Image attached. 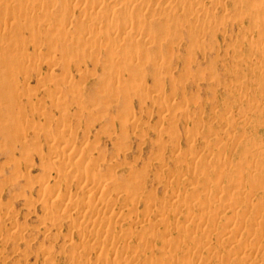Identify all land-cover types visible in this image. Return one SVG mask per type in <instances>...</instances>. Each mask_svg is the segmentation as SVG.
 I'll return each instance as SVG.
<instances>
[{
    "label": "rangeland",
    "instance_id": "374dc122",
    "mask_svg": "<svg viewBox=\"0 0 264 264\" xmlns=\"http://www.w3.org/2000/svg\"><path fill=\"white\" fill-rule=\"evenodd\" d=\"M105 1L90 29L98 0L0 7V264H264V0H199L201 13L133 0L128 15L124 0ZM24 5L31 22L17 18ZM124 25L137 28L120 40ZM66 144L80 153L62 156ZM63 165L100 171L97 190L55 182ZM87 200L93 218L116 215L106 228L67 207Z\"/></svg>",
    "mask_w": 264,
    "mask_h": 264
},
{
    "label": "bare ground",
    "instance_id": "6f19581e",
    "mask_svg": "<svg viewBox=\"0 0 264 264\" xmlns=\"http://www.w3.org/2000/svg\"><path fill=\"white\" fill-rule=\"evenodd\" d=\"M107 1H109V0H107ZM189 2H190V4H195L194 6H192V7H190L191 8V11L192 12H196V13H201L204 9H205V7H204V9L202 8V7H199V6H202V4L201 3H203V2H200L199 3V0H188ZM2 2V4L0 5V7H2V9L3 10H5L9 5H8V2H9V0H2L1 1ZM122 4L123 5H121L120 4V7L118 8V11L120 12V13H123V14H126V15H128L129 14V11L126 9V8H129V6H133V4H134V1L133 0H124L123 2H122ZM199 4H201V5H199ZM150 5L152 6V7H155V8H160V9H162L163 7L161 6V5H159V3L157 2V1H154V0H152V1H150ZM212 8V7H211ZM109 8H108V6H107V4H106V1L105 0H98V6L97 7H95L94 9H92L89 13H88V15H87V19H88V22H89V24L87 25V27H88V29H90L92 26H94L96 23H98V21H99V18L101 17V13H102V11H106V10H108ZM208 9V8H207ZM255 10H258L257 12L258 13H256L255 12V17L257 16V15H259L260 16V14L261 13H263V12H260L259 13V9L258 8H255ZM190 11V12H191ZM205 11H206V9H205ZM38 15V13H37V11H35V10H33V9H31V7H30V5H24L23 7H22V9H21V11H20V14L18 15V19L19 20H27L28 22H31L32 21V18H34V17H36ZM262 15V14H261ZM49 16V15H48ZM253 16V15H252ZM249 18H251V16L249 17ZM254 17H252L250 20H252ZM262 18H263V20H264V13H263V15H262ZM0 20H2L1 18H0ZM254 21H255V19H253ZM253 21V22H254ZM261 22H262V20H261ZM256 23H257V21H256ZM255 24V23H254ZM252 25V24H251ZM137 27H135V28H131V29H127V25H124L123 26V28L122 29H120V30H118V33H116L115 34V36L118 38V39H120V40H122V39H126V38H130V36L134 33V31H135V29H136ZM132 30H134V31H132ZM36 32H40V31H38V30H36ZM117 48V47H116ZM115 48V52L118 50H122V49H116ZM117 51V52H118ZM264 55V51H263V54H262V56ZM209 64H211V63H209ZM208 64V65H209ZM211 68H212V64L211 65H209ZM67 65H65V67H61V71L63 70V72H68L69 70H67ZM204 67V66H203ZM69 69V68H68ZM202 70H206V69H202ZM211 69L209 68L208 69V71H210ZM207 71V70H206ZM68 81V80H67ZM72 83H73V81H71ZM70 81H68L67 82V84H66V86H65V88H73L74 86V83L72 84ZM156 82V83H155ZM154 83H155V85H153V83L151 84V86L153 85V87H151L150 89H152V90H154V86L156 87V89L158 88V87H160L157 83H158V81H154ZM65 84V83H64ZM160 84V83H159ZM157 85H158V87H157ZM17 86V84L16 83H13L12 85H11V87L12 88H15ZM133 87H135L134 85H133ZM81 94V93H80ZM162 101V100H161ZM161 101H160V104H161ZM164 101V100H163ZM83 107V106H82ZM80 109H82L81 107H80ZM128 109H130V108H128ZM126 110V113H127V111H129L127 114L130 116V114L132 115V117L133 116H135V114H132L133 112L132 111H130V110ZM78 110H79V108H78ZM80 112V111H79ZM134 112H136V111H134ZM161 112V111H160ZM126 113H124L123 114V116L126 114ZM185 113V112H184ZM136 114H137V112H136ZM182 114V113H181ZM126 116V115H125ZM122 117V116H121ZM127 117V116H126ZM128 118V120H130V121H133V120H135V117L134 118ZM185 117V116H184ZM137 118V117H136ZM122 120H121V122H123L124 121V117L123 118H121ZM96 120V119H95ZM126 120V119H125ZM162 129L164 128V130H165V126L163 127H161ZM167 129V128H166ZM164 130H161L160 129V131H157V135L156 136H158V137H156L157 139L156 140H153V141H155V142H153V143H156V142H159L160 140H158V139H161V138H163V137H161L163 134V132L165 133V131ZM167 131V130H166ZM166 134V133H165ZM161 137V138H160ZM64 146V145H63ZM66 146H67V144H66ZM61 147V149H60V151H61V155L62 156H65V152L66 151H70V152H74L75 154H77V153H80L79 151H77L73 146H71V147H69V145L67 146V147ZM189 154H194V152L192 151V147H189ZM95 151V150H94ZM93 152V151H92ZM93 154V153H92ZM100 156V153H96V154H93V158H98ZM54 158H58L59 156H58V153L56 152L55 154H54V156H53ZM181 159H182V152H178V153H176V155H175V159H174V165L173 166H177V165H179L180 163H181ZM217 162H218V164H220V165H223V164H225V159L224 158H218L217 159ZM74 170H75V168H74V166L73 165H63L62 166V168H60L58 171H57V173H56V176H55V178L56 179H54L55 180V182H56V180H57V177L58 178H61V177H59L60 175L62 176V178H75V182L76 183H79V184H81L82 185V187H83V192H85L86 194L87 193H91V192H93V191H95V190H97V188H98V182H99V180H100V176H101V172L100 171H97L96 173H94L93 175H91L90 177H88V178H80V176H78L76 173H74ZM158 170H160V169H158ZM165 170V169H164ZM106 171L107 172H112L113 171V169H111V168H107L106 169ZM161 172L163 171V170H160ZM166 171V170H165ZM163 174V173H162ZM54 177V176H53ZM52 177L50 176V179H51ZM52 179V180H53ZM71 181H73V180H71ZM54 183V182H53ZM49 184V183H48ZM204 183H202V185H203ZM115 185H117V186H121V183H119V184H115ZM201 185V186H202ZM46 187H48L47 185H46ZM119 187H117V188H119ZM202 187H204V188H199L198 189V191L197 192H201V191H204V190H206V185L204 184ZM46 195V194H45ZM156 197V196H155ZM154 197V195H152L151 197H149V199H148V203L146 204V206H145V210H146V212H148L149 211V204L151 203V201L153 200H155L156 198ZM123 198H124V196H123ZM49 199H50V197H49ZM218 200L219 201H224V200H227L226 199V197L224 196V195H219L218 196ZM51 201H53V200H51ZM50 201V204L47 202V200L46 199H44V200H42V202H40L41 203V205H42V209H44V210H50L51 211V213L52 214H56L55 215V217L56 218H54L52 221H53V223L56 225V224H60V221H61V219H63L62 217L63 216H61V215H63V214H66V212H68L69 210H64V208L62 207V206H60L59 204H54V203H52ZM229 201V203L227 204V206H229L230 207V210L231 209H233L234 207H235V201L234 200H228ZM58 202V201H57ZM56 202V203H57ZM62 202V201H61ZM63 203V202H62ZM62 203H60L61 205H62ZM67 203V202H66ZM63 204H65V203H63ZM95 204V203H94ZM64 206H66V204L64 205ZM91 206H93L92 205V203H91V201H89V200H87V201H83V202H81L80 203V205L79 206H76V205H74V204H72V203H70L69 202V205H67V207L70 209H72L74 212H75V214H76V216H77V219H78V222L79 223H82V224H85V225H87V224H90V225H92V226H96V225H102V226H104L105 228L107 227V225L108 224H110L111 222H112V220H113V218H114V216H116V215H110L109 217H108V222L107 221H101L100 219H98V217H95V218H93L89 213H84L85 211H89L90 209V207ZM113 214V213H112ZM54 216V215H53ZM113 216V217H112ZM61 218V219H60ZM116 219V218H115ZM117 219H118V217H117ZM63 221H66L65 219H63ZM62 221V222H63ZM137 224H140L141 222H139L138 220L137 221H135ZM62 224V223H61ZM12 226H13V224H12ZM79 233V235H83V238L84 239H88L90 236H89V234H88V232H86V233H84L83 231H80V232H78ZM66 238V237H65ZM64 238V239H65ZM67 238H69V237H67ZM66 238V239H67ZM114 238H116L117 239V237H112V241H114ZM115 239V240H116ZM67 241H68V239H67ZM65 242V241H64ZM69 244L71 245V243L73 244V242H72V239L70 240V238H69ZM67 244V243H66ZM74 245V244H73ZM138 247H143V245H139L138 244ZM249 247L250 248H255L256 247V243L255 242H252V243H250V245H249ZM124 248L126 249V250H129V249H134V248H137V246H136V244L135 243H132V241H126V242H124ZM91 249V251L93 250L94 251V249L95 248H93V247H91L90 248Z\"/></svg>",
    "mask_w": 264,
    "mask_h": 264
}]
</instances>
